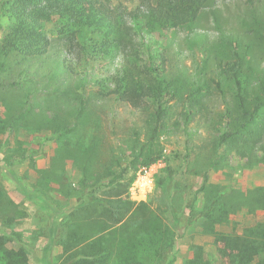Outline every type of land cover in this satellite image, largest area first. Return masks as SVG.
Instances as JSON below:
<instances>
[{"label":"rangeland","instance_id":"rangeland-1","mask_svg":"<svg viewBox=\"0 0 264 264\" xmlns=\"http://www.w3.org/2000/svg\"><path fill=\"white\" fill-rule=\"evenodd\" d=\"M102 1L133 10L145 0ZM8 26L0 10V48ZM162 33L166 129L161 160L146 170L134 162L155 128L157 103L145 98L138 111L107 94L123 56L84 62L80 46L68 53L57 37L43 57L0 52V235L28 264H62L71 232L108 249L104 264H242L220 254L222 236L264 228L260 149L249 156L218 145L223 128L233 131L244 110L255 112L256 97L264 101V0H206L192 27ZM236 40L250 77L244 110L222 74ZM133 68L158 88L141 44ZM261 113L264 106L252 124ZM124 167L125 178L108 186ZM113 213L123 222L112 226Z\"/></svg>","mask_w":264,"mask_h":264},{"label":"trees","instance_id":"trees-1","mask_svg":"<svg viewBox=\"0 0 264 264\" xmlns=\"http://www.w3.org/2000/svg\"><path fill=\"white\" fill-rule=\"evenodd\" d=\"M205 2L206 0H157L153 5L151 0H145L135 9L126 10L123 7L112 9L102 0H0V10L5 13L9 22L0 52L5 57L10 54L23 59L43 57L51 47V38L57 37L66 43L68 53L75 46H80L84 62L94 61L97 57L113 58L116 54L123 56L125 69L111 78L112 89L109 88L107 94L117 95L122 102L138 111H143L141 109L145 105V98H152L157 103L155 128L134 162V165L138 164L146 170L161 160L158 140L166 129L163 122L162 92L166 86L164 77L167 59L160 49L164 40L162 31L192 27ZM140 44L145 48L150 71L157 79V89L144 84L134 73L133 67L139 60ZM231 48L234 60L227 63L229 67L222 74L232 81L240 108L244 110V96L249 89L250 77L244 75L246 68L239 51L240 42L233 41ZM98 85L100 88H107L104 83ZM263 106L264 101L256 97V114L244 110L243 119L235 122L233 131L223 128L218 145L228 149L237 147L249 156L260 149L264 158V118L262 123L252 124L253 116ZM227 113L230 114L229 110ZM261 115L264 116V113ZM127 172L128 167H124L113 174L108 186L122 181ZM93 200L101 205L104 203L96 197ZM190 210L193 211L192 204ZM112 217V226L124 220L118 213H113ZM253 234L251 237L222 236L224 249L220 254L230 255L242 264H264V228ZM80 237L79 232H71L66 244L62 240L61 244L65 246H62L63 254L68 255L62 264H104L109 257L108 249L100 246L98 241L87 243ZM8 243L5 235H0V264H28L25 251L21 248H9ZM174 243L175 237L171 236V249ZM150 249L147 245L145 255L151 256ZM174 260L175 258L171 259L169 264H173ZM189 264L201 262L199 258H194Z\"/></svg>","mask_w":264,"mask_h":264}]
</instances>
